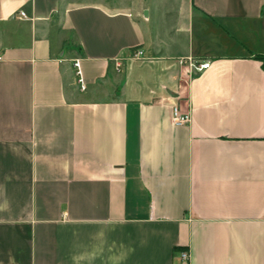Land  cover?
<instances>
[{
	"label": "crops",
	"instance_id": "1",
	"mask_svg": "<svg viewBox=\"0 0 264 264\" xmlns=\"http://www.w3.org/2000/svg\"><path fill=\"white\" fill-rule=\"evenodd\" d=\"M175 1L0 0V264H264V0Z\"/></svg>",
	"mask_w": 264,
	"mask_h": 264
},
{
	"label": "built area",
	"instance_id": "2",
	"mask_svg": "<svg viewBox=\"0 0 264 264\" xmlns=\"http://www.w3.org/2000/svg\"><path fill=\"white\" fill-rule=\"evenodd\" d=\"M21 18H25L26 15L24 12L20 13ZM132 58L135 60H143L145 58L144 51L142 49H135L132 53ZM182 64H188L190 68L194 71H202L208 69L210 67L209 62H204L199 64L198 62L194 61L191 58L182 59ZM75 66L78 68V82L81 86L82 90H86V84L84 83L81 70H80V61H75ZM117 70L120 71L122 68L121 61H117L116 63ZM192 121V115L190 111H183L179 105H174L172 107V123L177 126H185ZM182 259L188 260L190 258V252L186 251L181 254Z\"/></svg>",
	"mask_w": 264,
	"mask_h": 264
},
{
	"label": "rangeland",
	"instance_id": "3",
	"mask_svg": "<svg viewBox=\"0 0 264 264\" xmlns=\"http://www.w3.org/2000/svg\"><path fill=\"white\" fill-rule=\"evenodd\" d=\"M148 4L150 5L151 16L154 23H160L161 21L164 23H170L172 18L170 14L172 15L177 6L175 0H148ZM120 76L122 79L123 75Z\"/></svg>",
	"mask_w": 264,
	"mask_h": 264
}]
</instances>
